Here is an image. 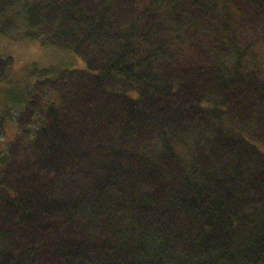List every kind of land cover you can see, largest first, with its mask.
<instances>
[{
  "label": "trees",
  "instance_id": "trees-1",
  "mask_svg": "<svg viewBox=\"0 0 264 264\" xmlns=\"http://www.w3.org/2000/svg\"><path fill=\"white\" fill-rule=\"evenodd\" d=\"M20 8L86 69L27 90L0 158V264H264V55L235 31L262 20L264 53V0H0V31ZM210 15L197 58L180 46Z\"/></svg>",
  "mask_w": 264,
  "mask_h": 264
},
{
  "label": "rangeland",
  "instance_id": "rangeland-1",
  "mask_svg": "<svg viewBox=\"0 0 264 264\" xmlns=\"http://www.w3.org/2000/svg\"><path fill=\"white\" fill-rule=\"evenodd\" d=\"M144 1L146 4L147 0H143V5ZM247 7L248 4L245 3L244 6L239 7V11L242 12ZM20 11L21 13H17L18 11L13 13V15L15 14L16 19L15 21L13 20L9 22L10 24L6 31H0V62L3 58H6V60L9 61L8 63H5V67L0 71V158L6 153L9 144L13 143L17 138L19 129L21 130L18 122L21 117V111L23 110L21 107L25 103L27 92L34 87L36 79L44 81L45 79L56 76V74L66 69H86L85 60L83 59L85 55L80 56L79 54H72L67 50L52 45H41L37 39L28 36V34H26V26L22 21L23 18H21L23 16L22 8H20ZM211 13L221 16L229 26L234 25L237 22L233 18L237 13L235 9L232 8L225 19V7L223 4H218L217 7L211 10ZM9 16L12 15H9L8 13L7 16L0 15L4 20H7ZM203 19H205L203 24L187 27H197V36L192 34L190 38L187 41H184L180 46L181 49L189 51V42L191 41L196 44V48L188 53L191 55L196 54L197 58H200V54L206 56V52L212 48V44L218 42L215 37H211L212 39H204L203 41L200 40L206 36L203 29H205L207 25L211 27L212 31H216L214 28L216 20L215 16H203ZM232 19L235 20V23ZM242 19L243 18L240 20ZM262 23V20L258 21L255 19L252 24L245 23V25H248L245 28H235V31L241 33L243 37H248L246 41L247 53L249 54L252 51V56L258 58H260L261 55H264V53L261 54L263 47L257 44L260 39V27H262ZM233 31L234 30H232V32ZM217 35L221 36L222 34L217 32ZM225 47L227 48V46ZM88 52H91V50L87 51V53ZM223 52L226 55L225 48ZM249 64L253 65V62H250ZM34 69H39L42 72H39L38 76H35L33 74ZM42 91L46 92L47 89L43 87ZM50 94V92H47L45 97L43 94L39 93V100L48 101L50 99ZM40 104L44 105L45 103L42 102ZM34 126H37V124L32 125L31 120L29 119V128L34 130ZM188 147L189 146L185 148L181 147L183 148L181 153L184 154L185 151L188 153V151H190ZM259 149L260 151H264V146L259 145ZM1 246L2 244L0 247Z\"/></svg>",
  "mask_w": 264,
  "mask_h": 264
}]
</instances>
